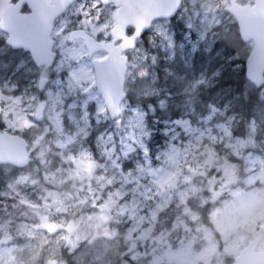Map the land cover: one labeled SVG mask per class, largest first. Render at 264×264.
<instances>
[{
  "label": "snow or ice",
  "instance_id": "6c2138e0",
  "mask_svg": "<svg viewBox=\"0 0 264 264\" xmlns=\"http://www.w3.org/2000/svg\"><path fill=\"white\" fill-rule=\"evenodd\" d=\"M225 14L241 23L247 79L258 86L227 102L192 97L189 90L207 92L223 77L213 61L221 45L208 37ZM0 43V57L17 55L11 74L0 75V178L11 181L0 180V264H17V255L65 264L58 249L74 264H112L103 241L81 237L93 220L109 225L103 240L132 237L120 264H141L144 230L155 237L161 221L203 239L201 264L243 248L241 225L264 239V191L242 187L264 186V144L247 147L250 129L264 133V0H0ZM69 153L111 157L112 182L97 193L90 175L61 198L58 178L71 183L65 167H83ZM31 163L36 169L25 172ZM69 201L91 211L78 217ZM247 264H264V253Z\"/></svg>",
  "mask_w": 264,
  "mask_h": 264
},
{
  "label": "rangeland",
  "instance_id": "374dc122",
  "mask_svg": "<svg viewBox=\"0 0 264 264\" xmlns=\"http://www.w3.org/2000/svg\"><path fill=\"white\" fill-rule=\"evenodd\" d=\"M220 18L221 17L217 18V20L215 21L216 24L219 23ZM260 144H264V139ZM260 144L256 141L250 140L247 147L250 151L255 152V150L261 146ZM69 157L72 160V164L83 165V167L80 168L79 172H77L76 168L65 167L64 171L66 173H69V175L65 176V179L71 180V183L62 185L61 181L58 178L57 185L61 198H63L67 193L72 192L73 189L78 186V181L83 180V183H88L87 172L91 162L95 163L96 168L103 169L102 172L96 174L95 168L91 175L94 177L95 183L93 184V188L96 189L97 193L103 191L107 184L112 182V170L114 165L108 163V160H110L111 157L104 161H98L97 159H93L91 157L82 160L79 155L73 157L71 156V153H69ZM105 165H107V167ZM36 167L37 165L33 163L31 167H29V171L25 172H31L36 169ZM116 168L118 171V166H116ZM40 171L43 175L45 169L41 168ZM6 173H8L7 169ZM49 174H51V172H49ZM105 174H107L108 176L107 180H105ZM238 178L241 181H244L245 175L243 171L240 172ZM114 179L121 180L123 179V177L115 176ZM2 180H4V178H2ZM101 181H104V183H101ZM4 182H11L10 178L6 176ZM242 187L243 190L248 192L264 191V186L261 185L249 187L248 185L243 184ZM120 190L122 192H128L132 189L125 188L122 184ZM69 203L72 204L71 211L77 214L78 217L87 216L88 213L91 211L90 203H73L72 201H69ZM256 214L258 213H255L254 215ZM201 223L203 227L207 228L210 232L213 233V235H215V229L209 223L206 214H203V219ZM80 228L81 237L87 238L89 245L93 243H100L101 241H103L104 248L109 254L112 264H120V262L123 260L126 246L130 248L132 243V237L126 231H121L119 235L113 239L103 240L105 231L109 229V225L106 223L97 222L94 220L85 221V223H83ZM115 228L116 224L113 223L111 225V229ZM144 231L147 232V236L145 237V239L147 240L148 244V256L141 261V264H201L202 254L207 248V244L203 241V239L195 237L194 234L186 233L183 230H174L171 223L164 224L163 221H161L155 226V237H153L152 233L149 232L147 229H145ZM239 231L241 232L242 236L248 238L246 243L252 238H256L258 241L256 245V250H264V239H260L257 236H253L250 225H241ZM153 239L156 240V246L154 248L152 246ZM140 244L141 249H143L144 241H141ZM220 244L223 246V240H220ZM32 247L33 249H35L36 252L40 253V244L38 242H33ZM240 249L241 248H237L235 251H229L227 254H220L218 257H210L211 264H230L232 259L237 256ZM58 252L63 257L65 264H74V258L69 252L60 249H58ZM47 255L48 249H45L42 253H40L41 258ZM141 255H143V253H141ZM17 264H25V261H22L19 255H17Z\"/></svg>",
  "mask_w": 264,
  "mask_h": 264
},
{
  "label": "trees",
  "instance_id": "16d2710c",
  "mask_svg": "<svg viewBox=\"0 0 264 264\" xmlns=\"http://www.w3.org/2000/svg\"><path fill=\"white\" fill-rule=\"evenodd\" d=\"M220 17L219 23L217 24L218 26L215 28L214 32L209 33L208 38L221 45L217 53L219 60L217 61L216 57H213V61L224 65L225 70L223 77L219 81L214 82L207 92L191 89L189 90V95L192 97L205 96L208 100L214 99L217 102H227L234 97H238L241 94L242 89L245 93H248V96L253 95L254 91L251 87H248V85L251 84L241 75L243 61L248 53L249 45L239 39L235 23L229 15L225 14ZM176 31H179V29H176ZM4 47L5 46L0 43V48ZM177 52H179V50H177ZM226 52L231 55H225ZM16 60L17 55L15 52H9L6 57H0V75H10ZM233 61L241 64L242 68L236 67L235 64L232 63ZM4 65H8V67L5 69ZM176 67H178V65L174 66V70ZM160 83H164V75L162 72L160 73ZM181 83H186V81ZM177 87L179 88V84ZM244 100L245 103H247V96L244 97ZM133 103L140 104L147 103V101L144 99H133ZM177 103L179 104V101H177ZM250 133L251 136L255 137L254 141L259 144L263 141L264 133H256L255 130L252 129H250ZM32 164L33 163L26 167L25 171H29V167H31ZM8 174L10 176L9 171ZM0 180H2V178H0Z\"/></svg>",
  "mask_w": 264,
  "mask_h": 264
},
{
  "label": "water",
  "instance_id": "95a60500",
  "mask_svg": "<svg viewBox=\"0 0 264 264\" xmlns=\"http://www.w3.org/2000/svg\"><path fill=\"white\" fill-rule=\"evenodd\" d=\"M234 20V23L236 25V30H237V34L239 39L244 42L247 43L244 39L242 34H240V32L242 31V26L241 23L238 19L232 17ZM23 45L18 44L16 45L17 49H22ZM251 56V50H250V46H249V50L248 53L246 55V57L244 58L243 61V71H244V78L245 80L250 83L253 87H257L258 85H254L253 82L249 79H247V62L249 60ZM95 170V165L93 162L90 163L88 172H87V177L92 175V172ZM258 241L256 238H252L251 240H249L245 246L243 248L240 249V251L238 252L237 256L235 258L232 259L230 264H247V261L251 258H254L258 255H260L261 253H264V250H256V245H257Z\"/></svg>",
  "mask_w": 264,
  "mask_h": 264
},
{
  "label": "flooded vegetation",
  "instance_id": "af4514ba",
  "mask_svg": "<svg viewBox=\"0 0 264 264\" xmlns=\"http://www.w3.org/2000/svg\"><path fill=\"white\" fill-rule=\"evenodd\" d=\"M227 15V14H226ZM232 18V17H231ZM233 19V18H232ZM233 22H234V20H233ZM236 26V25H235ZM2 45H4L3 43H2ZM5 46V45H4ZM17 50H20V49H17ZM94 165H95V163H94ZM96 168V167H95ZM9 172H11V169H7Z\"/></svg>",
  "mask_w": 264,
  "mask_h": 264
}]
</instances>
